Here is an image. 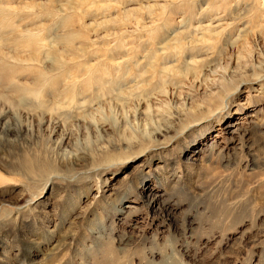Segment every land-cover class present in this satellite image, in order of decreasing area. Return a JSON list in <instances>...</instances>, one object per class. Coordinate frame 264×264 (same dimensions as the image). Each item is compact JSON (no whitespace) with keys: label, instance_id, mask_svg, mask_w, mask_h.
I'll return each instance as SVG.
<instances>
[{"label":"rangeland","instance_id":"1","mask_svg":"<svg viewBox=\"0 0 264 264\" xmlns=\"http://www.w3.org/2000/svg\"><path fill=\"white\" fill-rule=\"evenodd\" d=\"M0 133V264H264V0H0Z\"/></svg>","mask_w":264,"mask_h":264},{"label":"bare ground","instance_id":"2","mask_svg":"<svg viewBox=\"0 0 264 264\" xmlns=\"http://www.w3.org/2000/svg\"><path fill=\"white\" fill-rule=\"evenodd\" d=\"M68 44V43H67ZM36 45V44H35ZM49 46V45H48ZM37 50V49H36ZM39 60V59H38ZM196 62H194V61H191L190 62V64H195ZM187 66V65H186ZM189 66V65H188ZM191 67H192V65H190ZM194 67V66H193ZM173 69H175V68H173ZM172 72V71H171ZM21 102H22V100H21ZM42 108V107H41ZM8 125V121L7 120H5L4 121V124H3V126H2V130H1V132L2 131H4L5 129H6V126ZM233 125H227L226 127H225V129H226V133L227 134H231V133H233ZM3 133H0V147L1 146H3L5 143H6V141H4L3 139H2V135Z\"/></svg>","mask_w":264,"mask_h":264}]
</instances>
